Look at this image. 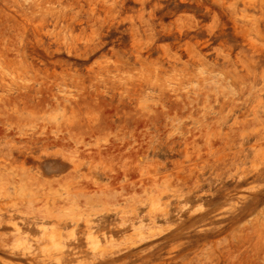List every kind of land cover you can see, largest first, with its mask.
I'll return each instance as SVG.
<instances>
[{
	"label": "rangeland",
	"instance_id": "obj_1",
	"mask_svg": "<svg viewBox=\"0 0 264 264\" xmlns=\"http://www.w3.org/2000/svg\"><path fill=\"white\" fill-rule=\"evenodd\" d=\"M0 264H264V0H0Z\"/></svg>",
	"mask_w": 264,
	"mask_h": 264
},
{
	"label": "bare ground",
	"instance_id": "obj_2",
	"mask_svg": "<svg viewBox=\"0 0 264 264\" xmlns=\"http://www.w3.org/2000/svg\"><path fill=\"white\" fill-rule=\"evenodd\" d=\"M136 32H137V31H136ZM138 33H139V32H138ZM133 35H134V34H133ZM137 35H138V34H136V35H134V36H137ZM134 36H133V37H134ZM138 36H139V35H138ZM74 184H75V183H74ZM74 184H73V185H74ZM73 187H74V186H73ZM80 187H81V186H79V188H80ZM79 188H78V189H79ZM84 188H85V187H84ZM75 189H76V188H75ZM137 234H138V232H137ZM137 236H139V235H137ZM91 242H92V241H91ZM90 244H91V243H90ZM12 251H13V250H12Z\"/></svg>",
	"mask_w": 264,
	"mask_h": 264
}]
</instances>
